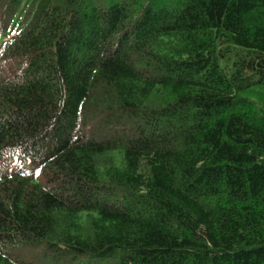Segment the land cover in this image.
<instances>
[{"label": "trees", "instance_id": "1", "mask_svg": "<svg viewBox=\"0 0 264 264\" xmlns=\"http://www.w3.org/2000/svg\"><path fill=\"white\" fill-rule=\"evenodd\" d=\"M54 259L264 264V0H0V264Z\"/></svg>", "mask_w": 264, "mask_h": 264}, {"label": "rangeland", "instance_id": "2", "mask_svg": "<svg viewBox=\"0 0 264 264\" xmlns=\"http://www.w3.org/2000/svg\"><path fill=\"white\" fill-rule=\"evenodd\" d=\"M29 256L34 258V259H37V260H42L44 258H47V259L55 258V257H50L49 254H46L42 251L31 252V253H29ZM54 260H55V262H58V264H61V263H59V261H56V259H54Z\"/></svg>", "mask_w": 264, "mask_h": 264}]
</instances>
